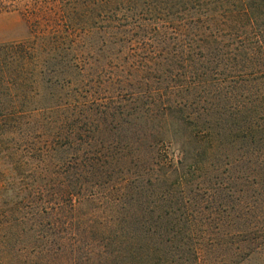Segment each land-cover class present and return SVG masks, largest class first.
<instances>
[{"label": "trees", "instance_id": "obj_1", "mask_svg": "<svg viewBox=\"0 0 264 264\" xmlns=\"http://www.w3.org/2000/svg\"><path fill=\"white\" fill-rule=\"evenodd\" d=\"M9 12L29 35L0 43V264L264 249V0Z\"/></svg>", "mask_w": 264, "mask_h": 264}, {"label": "rangeland", "instance_id": "obj_2", "mask_svg": "<svg viewBox=\"0 0 264 264\" xmlns=\"http://www.w3.org/2000/svg\"><path fill=\"white\" fill-rule=\"evenodd\" d=\"M28 35V25L18 12L0 14V43L19 41L27 38ZM230 257L224 247L206 249L202 253V260L205 264H264V249L248 258L229 260Z\"/></svg>", "mask_w": 264, "mask_h": 264}]
</instances>
